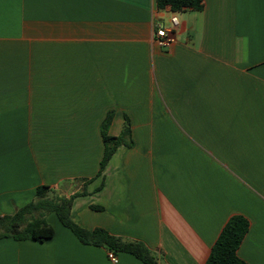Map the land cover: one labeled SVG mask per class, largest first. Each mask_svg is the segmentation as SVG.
<instances>
[{
  "label": "crops",
  "instance_id": "crops-1",
  "mask_svg": "<svg viewBox=\"0 0 264 264\" xmlns=\"http://www.w3.org/2000/svg\"><path fill=\"white\" fill-rule=\"evenodd\" d=\"M177 14L165 49L156 0H0V218L43 185L86 190L71 210L81 227L141 241L160 264H206L241 214L238 255L264 264V0ZM109 112V134L127 118L133 144L99 175ZM46 220L52 239H1L0 264H144L127 253L113 263L56 214Z\"/></svg>",
  "mask_w": 264,
  "mask_h": 264
},
{
  "label": "trees",
  "instance_id": "trees-1",
  "mask_svg": "<svg viewBox=\"0 0 264 264\" xmlns=\"http://www.w3.org/2000/svg\"><path fill=\"white\" fill-rule=\"evenodd\" d=\"M156 5L158 10L167 12L202 11L204 0H156ZM113 118L114 113L109 112L101 125L104 155L100 163L99 175L106 169L120 146L131 147L133 144L132 129L127 118L119 136L109 134ZM50 192H52L50 186H40L36 191L34 201L18 209L13 215L1 217L0 240L4 238L37 242L50 240L55 235V229L47 222L46 217L54 213L62 225L70 229L83 244L103 247L116 255L119 253L131 254L144 264H160L158 258L141 241L124 240L103 228L87 230L78 225L71 217V210L76 198L87 195L86 190L71 197L56 196L52 198L48 196ZM92 208L98 209L95 206ZM249 228L250 221L245 216L232 215L212 247L206 264H248L239 257L238 250Z\"/></svg>",
  "mask_w": 264,
  "mask_h": 264
},
{
  "label": "built area",
  "instance_id": "built-area-1",
  "mask_svg": "<svg viewBox=\"0 0 264 264\" xmlns=\"http://www.w3.org/2000/svg\"><path fill=\"white\" fill-rule=\"evenodd\" d=\"M166 12L168 21L160 20L155 25L154 38L158 46L165 49H170L176 42V34L180 28V21L177 12ZM109 259L113 263H118V257L114 252H109Z\"/></svg>",
  "mask_w": 264,
  "mask_h": 264
},
{
  "label": "rangeland",
  "instance_id": "rangeland-1",
  "mask_svg": "<svg viewBox=\"0 0 264 264\" xmlns=\"http://www.w3.org/2000/svg\"><path fill=\"white\" fill-rule=\"evenodd\" d=\"M170 119H169V123H168V129H166V133H167V140H176V124H174V120L171 114H169ZM164 132V131H163ZM49 197H56L58 195H56L55 193L50 192Z\"/></svg>",
  "mask_w": 264,
  "mask_h": 264
}]
</instances>
